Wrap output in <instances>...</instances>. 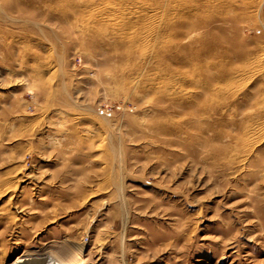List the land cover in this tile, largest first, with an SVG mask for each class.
I'll return each instance as SVG.
<instances>
[{"label": "rangeland", "instance_id": "374dc122", "mask_svg": "<svg viewBox=\"0 0 264 264\" xmlns=\"http://www.w3.org/2000/svg\"><path fill=\"white\" fill-rule=\"evenodd\" d=\"M73 243L264 264V0H0V264Z\"/></svg>", "mask_w": 264, "mask_h": 264}, {"label": "bare ground", "instance_id": "6f19581e", "mask_svg": "<svg viewBox=\"0 0 264 264\" xmlns=\"http://www.w3.org/2000/svg\"><path fill=\"white\" fill-rule=\"evenodd\" d=\"M71 5L76 6L77 4L71 3ZM75 244L73 243V245ZM65 245L68 246L67 244ZM74 252L75 253H73V256H63L51 253H45L43 255L25 254L24 258L18 264H81L80 262L83 259L81 256L83 252V246L80 243L76 244L74 247Z\"/></svg>", "mask_w": 264, "mask_h": 264}]
</instances>
